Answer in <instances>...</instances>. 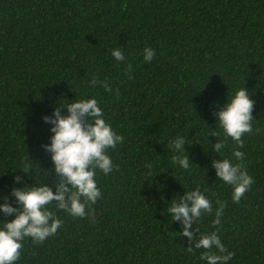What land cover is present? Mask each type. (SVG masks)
Here are the masks:
<instances>
[{"label":"trees","instance_id":"1","mask_svg":"<svg viewBox=\"0 0 264 264\" xmlns=\"http://www.w3.org/2000/svg\"><path fill=\"white\" fill-rule=\"evenodd\" d=\"M116 46L124 61L111 57ZM241 86L254 106L237 146L214 120ZM89 97L123 137L109 150L113 171L97 172L91 219L51 205L60 228L39 244L22 241L15 264H205L167 214V202L192 189L213 208L194 222L193 238L216 231L233 254L227 264H264V0H0V197L20 186L12 177L25 167L41 179L46 170L45 183L55 178L40 148L50 135L41 116L58 99ZM178 136L188 169L173 163L184 154L170 148ZM215 139L222 153L211 152ZM218 156L253 179L238 202L210 166Z\"/></svg>","mask_w":264,"mask_h":264},{"label":"clouds","instance_id":"2","mask_svg":"<svg viewBox=\"0 0 264 264\" xmlns=\"http://www.w3.org/2000/svg\"><path fill=\"white\" fill-rule=\"evenodd\" d=\"M110 55L117 62L125 60L120 46L114 47ZM153 56L152 48L143 49L145 62L151 61ZM89 84L95 86L97 80L93 78ZM105 90H109L106 85ZM250 96L241 86L215 112L214 125L218 124L223 136L230 138L237 146H242V135L252 131L254 100ZM62 110L66 115L62 114ZM41 121L49 126L50 135L47 143L41 144L40 148L48 156L55 178L45 183L49 173L44 170L47 176L41 179L39 168L32 169L30 166L19 171L22 175L12 177L13 184L20 186L11 188L8 196L0 197V216L12 217L11 220H0V264H15L25 239L39 244L57 232L62 220L51 205L73 218H92L91 205L101 197L96 181L97 172L107 175L113 171L114 164L109 150L123 140L106 121L103 109L95 97L71 101L58 99L51 115L41 116ZM185 144L181 136L170 142L174 152L184 153L172 158L173 163L181 169H188L192 164L184 151ZM223 149V140L215 139L211 143L213 154L222 153ZM232 157L238 161L243 153L235 148ZM210 166L217 179L231 186L233 202H238L253 183L252 177L229 158L211 159ZM24 179H31L33 183L25 184ZM9 196L12 203L8 202ZM167 204V214L172 222L181 225L180 234L191 245L188 250L203 249L200 259L205 264H227L233 254L227 251L216 231L193 238L194 222L203 213L213 211L211 201L199 189H192L183 191L176 199L171 198ZM222 210L223 204L219 203L213 224L220 223Z\"/></svg>","mask_w":264,"mask_h":264}]
</instances>
